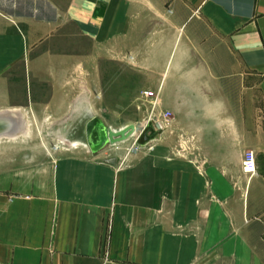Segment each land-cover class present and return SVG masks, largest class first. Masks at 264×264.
I'll use <instances>...</instances> for the list:
<instances>
[{"label":"crops","instance_id":"obj_1","mask_svg":"<svg viewBox=\"0 0 264 264\" xmlns=\"http://www.w3.org/2000/svg\"><path fill=\"white\" fill-rule=\"evenodd\" d=\"M80 40L129 55L187 107V159L162 145L124 163L8 157L0 264H264V0H0V78Z\"/></svg>","mask_w":264,"mask_h":264},{"label":"rangeland","instance_id":"obj_2","mask_svg":"<svg viewBox=\"0 0 264 264\" xmlns=\"http://www.w3.org/2000/svg\"><path fill=\"white\" fill-rule=\"evenodd\" d=\"M49 46L59 52L55 58H38L40 53L36 56L35 51L31 57L17 59L1 75L0 111L17 110L26 128L16 137L0 140V164L19 154L39 161L48 151L60 155L89 151L84 145L86 107L114 130L131 123L159 124L158 139L146 147L162 145L172 156L187 159V107L168 106L172 94L152 86L158 75L137 67L129 55L110 59L102 46L82 40ZM145 90L159 91L153 114ZM179 93L182 104L186 92ZM6 99L15 105H5ZM161 112L167 113L166 118ZM132 140L107 144L99 153L123 157Z\"/></svg>","mask_w":264,"mask_h":264},{"label":"water","instance_id":"obj_3","mask_svg":"<svg viewBox=\"0 0 264 264\" xmlns=\"http://www.w3.org/2000/svg\"><path fill=\"white\" fill-rule=\"evenodd\" d=\"M159 124L155 127L148 122L145 127L140 123L127 124L124 127L113 130L105 126L100 118H89L84 124V137L87 148L94 153L102 149L107 144H115L128 139L134 132H139L136 143L145 145L159 134Z\"/></svg>","mask_w":264,"mask_h":264},{"label":"bare ground","instance_id":"obj_4","mask_svg":"<svg viewBox=\"0 0 264 264\" xmlns=\"http://www.w3.org/2000/svg\"><path fill=\"white\" fill-rule=\"evenodd\" d=\"M84 113L87 114L88 118H91V117L97 118V116L93 113L92 109L89 107H86ZM102 123H103V121H102ZM147 123L148 122H145L144 125H142V126L145 127ZM25 128H26V123H25V120H24V118L20 112L15 110V112L12 114V113H8L5 111H0V140L3 138L16 137L19 134H21L25 130ZM138 133L139 132H134L128 139H126L124 141H127L131 138H136L138 136ZM158 137H159V134H157V136L154 139L150 140L147 143L153 142L154 140L158 139ZM84 143H85L84 145L86 147H88L85 141H84Z\"/></svg>","mask_w":264,"mask_h":264},{"label":"built area","instance_id":"obj_5","mask_svg":"<svg viewBox=\"0 0 264 264\" xmlns=\"http://www.w3.org/2000/svg\"><path fill=\"white\" fill-rule=\"evenodd\" d=\"M158 90H156V92L150 91V90H145L144 93L146 95V97H151V104H152V114H153V110L155 109V106L158 102ZM160 115L164 118H166L167 113L161 112ZM153 119V118H152ZM155 122V121H154ZM148 145H139L136 143V138H133L130 147L127 149V151L124 153L122 159H121V163H124L127 156L135 150H139L142 147H146ZM241 168L242 171L246 174L252 175L255 172V155L253 153L252 150H247L246 152H244L243 154V158L241 161Z\"/></svg>","mask_w":264,"mask_h":264}]
</instances>
